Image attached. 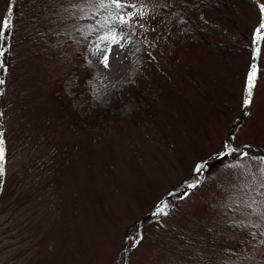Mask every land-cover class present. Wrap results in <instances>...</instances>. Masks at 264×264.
<instances>
[{
  "label": "rangeland",
  "instance_id": "rangeland-1",
  "mask_svg": "<svg viewBox=\"0 0 264 264\" xmlns=\"http://www.w3.org/2000/svg\"><path fill=\"white\" fill-rule=\"evenodd\" d=\"M119 3L44 0L0 40V264H264V0ZM218 31L249 55L214 54ZM74 79L73 108L121 111L94 135Z\"/></svg>",
  "mask_w": 264,
  "mask_h": 264
},
{
  "label": "trees",
  "instance_id": "trees-1",
  "mask_svg": "<svg viewBox=\"0 0 264 264\" xmlns=\"http://www.w3.org/2000/svg\"><path fill=\"white\" fill-rule=\"evenodd\" d=\"M44 2V0H6V19L10 18V22L12 24V27L9 30V32L11 33V29L13 30V26L15 25L16 22L21 21L22 24L24 25V23L28 22L30 20V18L34 17L36 19V17L34 16V12L36 10V8L39 6V4H42ZM204 5V6H203ZM207 3L204 1L201 4V7L203 6L204 10H207L208 8H206ZM217 8V7H216ZM219 14H222V10L220 8H217ZM34 11V12H33ZM113 12H115V14H117L116 9H112ZM91 12L92 16L89 18V20L92 23H95L93 30H91L88 33L87 38L90 37H95L99 32L100 28H101V24L97 21L99 18V15L97 13ZM228 21L235 27H237V24L235 23L236 21L230 17H227ZM115 28H121V24L117 25V24H113L112 25ZM99 27V29H98ZM39 34V32H38ZM218 35L219 38H224L227 39L229 42L228 43H224V42H218L215 43L214 41L207 38V35L201 36V39L204 41H206V43L209 45V47L212 49V51L214 52V54H216L218 57L220 58H227V57H234L237 58L238 60L241 58V56L246 57L247 55H249L250 53V48L249 46H246V44H240L239 41H233L231 38H229V33L227 32H221L218 31ZM202 42L201 40H196L195 43H200ZM85 44L86 42H84V44H82V46L80 47V53H83V50L85 48ZM141 56L143 58V60L145 61H150L152 60V56L150 55V53L148 52V50L146 49V46L143 45L142 46V50H141ZM10 61H11V55H10ZM72 85H73V97L75 98L74 100H72V103L70 102V108H72V110L75 112V119H74V123L80 128L82 129L84 132L94 135L96 130L95 129H91L89 126L88 121H94L96 122H100L101 121V117L104 114V112L108 113V114H113L115 111L117 112H121L113 107H107L105 105H98L96 108H94V106L92 104L87 103L88 105H90L88 107H80V108H73L72 105L73 103L77 102V101H85L83 99V96L81 95V93H78V89L80 87L85 86V84H83V82H80V80H72ZM146 93V90H144ZM147 94V93H146ZM145 97V96H144ZM141 98L139 97V101L138 103L141 101L142 103V99L144 100L145 98H147V96L145 98ZM138 100V98H137ZM86 103V101H85ZM142 105V104H141ZM76 106H80V104H76ZM139 108V107H137ZM136 108V109H137ZM139 111V109L137 110ZM83 117H87V120H84ZM110 122H108L109 124ZM193 190V189H191ZM189 189H180V194H184L187 191H191ZM254 238H252L251 233L246 234L245 237L243 239H241V241L238 243V247L246 245L249 241H252Z\"/></svg>",
  "mask_w": 264,
  "mask_h": 264
},
{
  "label": "snow or ice",
  "instance_id": "snow-or-ice-1",
  "mask_svg": "<svg viewBox=\"0 0 264 264\" xmlns=\"http://www.w3.org/2000/svg\"><path fill=\"white\" fill-rule=\"evenodd\" d=\"M111 3L113 5H115V7L119 8L122 5L119 3V0H111ZM261 13L264 14V7L261 8ZM122 22L123 18H121ZM12 27V24L10 22V18L9 19H4V20H0V40H4L5 39V30L10 29ZM262 30H264V22L260 23V25L256 28L255 30V38L253 40V43H257V41L259 39L264 38V32H262ZM107 38V37H105ZM114 40V37H113ZM257 53H259V49H256ZM5 53L0 51V56H3ZM107 55L104 56L103 59V63L105 64V66H107ZM0 69H4L6 71V69L4 68V65L2 63H0ZM256 68L253 67L252 70L249 72L248 76H247V82H246V97L243 100V105L245 107L250 106L253 103V89L255 87V81H256ZM5 83L4 80H0V85H3ZM0 95H2V93H0ZM3 116V112H0V117ZM5 138H4V133L3 131H0V178L3 177L4 172H5V168H4V163H5ZM247 155V154H245ZM203 169V165H197L195 171L199 172L202 171ZM264 171V170H262ZM196 185H190V187H195ZM166 207V205H165ZM160 212L164 211V208L161 207L159 209Z\"/></svg>",
  "mask_w": 264,
  "mask_h": 264
}]
</instances>
